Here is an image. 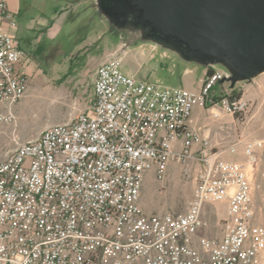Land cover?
I'll list each match as a JSON object with an SVG mask.
<instances>
[{
	"label": "built area",
	"instance_id": "built-area-1",
	"mask_svg": "<svg viewBox=\"0 0 264 264\" xmlns=\"http://www.w3.org/2000/svg\"><path fill=\"white\" fill-rule=\"evenodd\" d=\"M6 21L16 26L0 0V126L15 123L13 106L29 83L27 53ZM211 67L191 90L138 78L109 54L95 69L86 111L26 140L14 128L0 151V264H264V226L255 222L252 200L264 137L214 150L190 125L196 108L215 117V106L244 111L228 96L208 106L228 76ZM239 144L242 160L222 156ZM190 158L198 167L188 209L145 212V173L162 180L171 159ZM219 202L226 204L223 232L203 235L205 207Z\"/></svg>",
	"mask_w": 264,
	"mask_h": 264
},
{
	"label": "rangeland",
	"instance_id": "rangeland-1",
	"mask_svg": "<svg viewBox=\"0 0 264 264\" xmlns=\"http://www.w3.org/2000/svg\"><path fill=\"white\" fill-rule=\"evenodd\" d=\"M76 1L38 0L36 6L19 20L25 25L29 17L37 19L40 15H50L54 7L66 11L59 34L53 41L40 36L33 49L23 44L31 57L28 89L13 106L15 123L0 126V151L11 145L14 128V135L26 140L35 137L46 124L60 123L86 111L95 69L109 54L121 57L124 71L166 85L179 86L180 75L186 67L193 68L195 73L203 68L186 63L153 43L131 41L126 46V33H114L96 9L90 8L92 0H85L81 5H75ZM94 22L100 24L103 32L100 41H93L91 37L96 29ZM196 84L192 82L193 86ZM233 90L241 92L239 99L245 104L244 111L232 114L215 106L213 111L218 113L215 117L207 108H196L190 119V125L201 137L208 138L214 150L225 149L238 139L264 137V73L251 81L236 83L233 89L229 82L220 83L215 87L208 106L229 96ZM199 148L200 143L196 142L193 146L195 155ZM242 149L243 145L239 144L234 154L225 151L222 156L242 160ZM197 167L196 158L186 162L171 159L162 180L156 178L154 170L146 172L140 194L145 212L184 213L193 197ZM252 200L255 222L264 226V148L252 180ZM225 217V202L207 204L202 234L221 236Z\"/></svg>",
	"mask_w": 264,
	"mask_h": 264
},
{
	"label": "water",
	"instance_id": "water-1",
	"mask_svg": "<svg viewBox=\"0 0 264 264\" xmlns=\"http://www.w3.org/2000/svg\"><path fill=\"white\" fill-rule=\"evenodd\" d=\"M92 1L126 46L149 42L186 63L222 67L230 88L264 73V0Z\"/></svg>",
	"mask_w": 264,
	"mask_h": 264
},
{
	"label": "crops",
	"instance_id": "crops-1",
	"mask_svg": "<svg viewBox=\"0 0 264 264\" xmlns=\"http://www.w3.org/2000/svg\"><path fill=\"white\" fill-rule=\"evenodd\" d=\"M5 1L8 11L12 14L13 20L16 22V26L13 28L9 25V22L6 21L4 27L13 34L16 44L20 48L24 49L23 44H26L29 49H33L34 44L38 41L40 36H44L48 41H53L58 36L61 28V19L66 14V11H64L63 9L54 7L52 9L53 13H51L50 15H40L37 19L35 17H29V19L26 20L25 25H22V21L19 20L23 17L24 13L31 11L33 7L36 6V2H38V0ZM84 1L85 0H78L74 4L81 5ZM91 3L92 6L90 8L95 9L93 2ZM94 23H96V29L92 31L91 37L93 41H100L103 36V32L101 31L100 24L98 22ZM22 63L23 69L29 71L31 63V57L29 53H27V56ZM206 70L207 67H203L198 73H195V70L193 68H184L179 78L180 86H184L191 90H197ZM126 72H129V70H126ZM192 82L197 83L196 86H193ZM90 96L92 98V94ZM91 98L89 99V104Z\"/></svg>",
	"mask_w": 264,
	"mask_h": 264
},
{
	"label": "trees",
	"instance_id": "trees-1",
	"mask_svg": "<svg viewBox=\"0 0 264 264\" xmlns=\"http://www.w3.org/2000/svg\"><path fill=\"white\" fill-rule=\"evenodd\" d=\"M213 68L211 66H207V73H210L212 72ZM233 89V88H232ZM241 96V92H235L233 90L232 94H230L228 97L231 99V100H237L239 99Z\"/></svg>",
	"mask_w": 264,
	"mask_h": 264
},
{
	"label": "flooded vegetation",
	"instance_id": "flooded-vegetation-1",
	"mask_svg": "<svg viewBox=\"0 0 264 264\" xmlns=\"http://www.w3.org/2000/svg\"><path fill=\"white\" fill-rule=\"evenodd\" d=\"M109 28H110L111 30H113L114 33H118V32H119V31H117V30L114 29V26H113L112 24H109ZM119 33L124 34L125 32H119Z\"/></svg>",
	"mask_w": 264,
	"mask_h": 264
}]
</instances>
